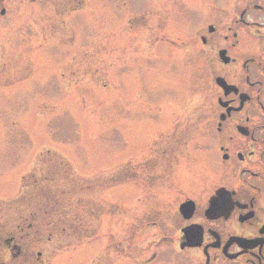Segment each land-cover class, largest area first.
<instances>
[{"label": "rangeland", "instance_id": "1", "mask_svg": "<svg viewBox=\"0 0 264 264\" xmlns=\"http://www.w3.org/2000/svg\"><path fill=\"white\" fill-rule=\"evenodd\" d=\"M212 2L20 4L0 36V264H195L142 226L172 233V202L199 197Z\"/></svg>", "mask_w": 264, "mask_h": 264}, {"label": "flooded vegetation", "instance_id": "2", "mask_svg": "<svg viewBox=\"0 0 264 264\" xmlns=\"http://www.w3.org/2000/svg\"><path fill=\"white\" fill-rule=\"evenodd\" d=\"M42 2L0 0V36L16 22L20 4ZM211 7L214 14L205 15L193 40L201 53L198 138L205 175L199 197L181 193L172 202L168 218L177 226L171 233L168 222L159 225L156 240L198 245L181 249L195 264H264V0H213ZM219 189L231 202L214 194ZM190 200L193 211L183 218L179 205ZM189 226L195 234L185 235Z\"/></svg>", "mask_w": 264, "mask_h": 264}]
</instances>
